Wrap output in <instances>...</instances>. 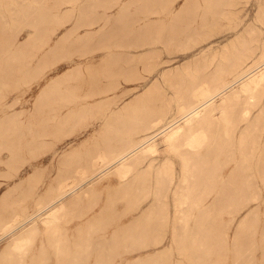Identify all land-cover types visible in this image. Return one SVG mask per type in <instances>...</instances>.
<instances>
[{"label":"crops","instance_id":"obj_1","mask_svg":"<svg viewBox=\"0 0 264 264\" xmlns=\"http://www.w3.org/2000/svg\"><path fill=\"white\" fill-rule=\"evenodd\" d=\"M112 1L61 7L59 30L34 54L37 82L3 101L0 121L11 129L0 131V255L26 249L25 263L106 264L163 248L169 151L194 166L197 130L163 134L147 153L148 129L126 126L130 108H116L128 107L133 88L161 82L157 73L179 71L190 48L227 35L226 11L197 25L180 23L183 3Z\"/></svg>","mask_w":264,"mask_h":264},{"label":"rangeland","instance_id":"obj_2","mask_svg":"<svg viewBox=\"0 0 264 264\" xmlns=\"http://www.w3.org/2000/svg\"><path fill=\"white\" fill-rule=\"evenodd\" d=\"M170 2L183 3V12L179 19L180 23L186 24L202 25L209 19L219 21L220 11L225 10L226 14L222 16L227 22L228 33L205 47L190 48L189 55L180 57L179 71L172 73L165 70L157 73L155 79L161 82H149L148 87L133 88L128 107L124 108L123 104L121 109L116 108V110L130 108L131 119L126 120V123L129 122L126 126L148 129L142 141L164 125L180 118L179 107L193 99V91L208 87L210 84L220 86L242 67L264 70V0H260L261 3H250L251 0H170ZM68 3L115 2L0 0L1 19L7 22L8 32L13 38L12 45L8 47L9 53L16 58L17 45H21L26 37L32 36L29 44L21 52L20 65L11 77L1 78L3 75L0 73V115L6 111L7 105L3 104V101L10 100L14 95L24 96L33 88L37 82L34 77L35 51L50 41L61 26L60 23L55 24L52 31V26L48 25L45 31L39 32L26 22L29 17L28 8L33 7L32 11L35 10L37 13L48 11L47 16L57 20L60 18L58 14L61 7ZM237 32L240 34L235 38ZM3 57L4 50L0 40V69ZM174 83L179 86H171ZM257 85L252 90V98H248L246 92L240 89V83L236 82L212 100V110L200 123L194 125L197 129L196 141H200L195 143L193 150L190 151L194 157L190 156L187 161L194 166L181 167L182 157L180 155V159L176 154L178 150L169 151L174 161L172 168L174 173L173 178H170L173 182L163 185V248L153 253L148 251L146 255L110 256L106 264H240V260L242 264H264V240L261 239L264 229V80ZM139 95L140 98L136 99ZM244 107L250 110L246 116L241 114ZM10 108L9 104L7 110ZM224 109L228 111L224 112ZM185 121L178 119L171 126L182 128L189 126ZM10 122L20 124L21 121ZM6 123L7 121H4L1 131L11 129L10 125H5ZM209 126H211L207 132L209 143L204 146L203 142L207 136L205 137L203 129ZM163 134L166 133H158L147 141L145 146L155 145L156 139L162 138ZM172 151L175 153H171ZM155 153L156 151H153V154ZM167 169L171 170L170 167ZM179 187H183L180 190L184 194L188 193L186 195L191 196L185 200L181 212L177 209L175 199ZM217 197L218 205L208 209L209 204L212 205ZM187 202L194 204L188 208ZM248 210H256L258 214L255 220L248 223L241 237L233 242L236 226L243 213ZM200 213L203 215V220L201 219L203 223L198 227L196 221L197 218L200 219ZM195 227L202 236L192 244L191 238ZM202 232L207 235L204 236ZM23 250H25L23 253L9 251L1 254L0 264H46L22 262L19 259H24L26 249ZM134 250H136L134 247H125L123 252ZM235 251L239 254L237 258L234 256Z\"/></svg>","mask_w":264,"mask_h":264},{"label":"bare ground","instance_id":"obj_3","mask_svg":"<svg viewBox=\"0 0 264 264\" xmlns=\"http://www.w3.org/2000/svg\"><path fill=\"white\" fill-rule=\"evenodd\" d=\"M20 4H22V3H20ZM28 9H29L28 10L29 14H27V16H29V17H28L26 22L30 26L35 27L39 32L45 31V29H46V27L48 25L52 26L51 30L53 31L55 29L54 25L55 24L57 25L58 23H61L62 18H63L62 16H60L59 19L53 20V19H51V18H49L47 16L48 11L46 12L45 10H43L42 13H37L35 10L32 11L33 7H29ZM79 21H81V20H79ZM66 33H65V35L68 36L67 34L69 32L67 34ZM64 38L67 40L66 37H64ZM31 39H32V36H28V37H26L25 41L23 43H21V45H17L16 48H17L18 54L16 55V58H14L13 55L10 54L9 51H8V47H10L9 45H12V43H13V38H12V36H10V33L8 32V24H7V22L5 20H2L1 19V15H0V40L2 41V48L4 50V57H3L4 59H3L2 67H1L2 70L0 69V73H1V75H3V76H1V78H4V77L10 78L11 77L12 73L20 65L19 63H21L20 60H21V52H22V50L24 48H26V46L29 44ZM73 45H74V43H73ZM75 45H77V44H75ZM75 48L77 49V47H75ZM37 67H35L34 70H36ZM262 80H264V70L256 69L255 67H246V68L242 67L230 79L226 80L220 86L215 87V84H210V85H208V87H203L200 90L193 91V94H194L193 99L190 102L184 103L183 105H181L179 107V117L180 118H177L176 120L164 125L162 128H160L154 134L150 135L145 140L143 139L144 141H142V143L150 141L158 133H163V132L166 133L165 135H167L166 137L168 139H172L182 129V126H175V127L171 126L178 119L186 120L185 121L186 124H188L190 127H194V125L200 123L203 120V118L212 110V100L216 96H219V95L223 94L226 91L227 88H229L230 86H232L236 82L240 83V89L246 92V94L248 95V98H252V90H253V88L257 87L258 86L257 84H259ZM60 82H62V81H60ZM197 88L199 89L200 87H197ZM233 93L231 94V96L234 95ZM137 98H140V95L138 97H136V99ZM227 111H228V109H224V112H227ZM249 111L250 110H249L248 107H244V108H242V111H241L242 113L241 114H243V116H246V115L249 114ZM3 127H4V121L0 122V131L3 129ZM195 140H196V138H195ZM199 141L200 140H197V141H195V143H197ZM154 150H155V145H148L144 149V151L147 152V153L153 152ZM181 188L183 189V187H179V190L177 191V194H176V197H175L176 204L178 205L177 209H178L179 212H181L184 209L183 206L185 204V200H188V198L191 197V196L189 197L188 195H186L188 193L184 194L182 192V190H180ZM158 198H159V192H158ZM204 198L205 197H203V199ZM216 199L217 200L214 201L212 205L209 204L208 209L211 208V206H214V208H215L216 205H218V203H219L218 202V197ZM187 204H188V202H187ZM193 204H194V202L188 204V208H189V206L192 207ZM206 213H205L204 217L206 216ZM257 214L258 213H257L256 210L255 211L248 210L245 213H243V215L241 216V218L239 220L238 225L236 226V229H235V232H234V236H233V238H234L233 242H235V240H238V238L241 237L242 233L246 230L248 223L251 220H255V216ZM200 215H201V213H200ZM202 217H203V215L200 216V219L197 218L196 226L200 225V223H203V222H201L203 220ZM210 223H208L209 226L211 225ZM209 226H207V227H209ZM186 228H187V226H186ZM186 228H184V229H186ZM206 231L208 232L209 230H206ZM203 235H204V233H203ZM206 235H207V233H206ZM206 235H204V236H206ZM200 236H202L201 233L199 235V230H198L197 227H195L194 233H193L192 238H191L192 239V244H194L196 241H198ZM210 239H212L211 236H210ZM210 239L208 238L207 241H209ZM261 239L264 240V229H262ZM235 246H236V243H235ZM238 255H239L238 251L237 252L235 251L234 256L237 258ZM239 263L242 264V260H240Z\"/></svg>","mask_w":264,"mask_h":264}]
</instances>
